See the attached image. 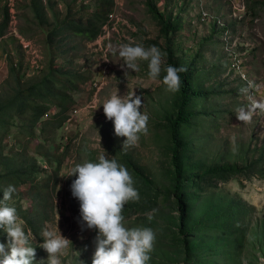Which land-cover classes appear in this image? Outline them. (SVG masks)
Wrapping results in <instances>:
<instances>
[{
  "label": "rangeland",
  "instance_id": "1",
  "mask_svg": "<svg viewBox=\"0 0 264 264\" xmlns=\"http://www.w3.org/2000/svg\"><path fill=\"white\" fill-rule=\"evenodd\" d=\"M155 1L178 26L170 34V46L145 0H114V16H109L98 38L74 36L64 38L61 45L55 44L57 39L52 45L47 43L53 25L67 16L69 8L77 17H85L84 7L89 6L91 13L98 0H51L54 10L48 14L52 24L47 25L35 19L31 0H0V23L6 7L10 14L7 32L0 37V102L14 89L13 61L22 64L19 79L23 87L39 81L51 65L76 69L89 82L97 83L89 87L80 82L79 89L70 92L74 102L68 113L74 109L78 113L60 128L49 125L42 132L41 124L30 135L23 127V117L15 115L10 120L9 132L0 144V175H8L0 179V188L15 186L9 204L17 209L25 231L31 232L37 245L43 242L42 230L60 231L70 240L63 251V264H79L80 260L91 264L95 232L80 230L79 203L69 187L75 177L67 175L75 164L105 154L128 168L139 192L138 201L124 206L126 226L150 227L156 233L148 264H264V112L257 110L248 122L235 115L248 104L240 88L249 82L250 94L264 100V0ZM17 33L30 43L27 48ZM124 43L157 46L164 53L162 68L168 64L166 50L171 47L178 67L195 70V84L212 93L208 106L214 109L215 120L210 128L205 123L189 136L192 152L186 166L191 173L203 172L204 165L246 168L260 161L256 173L192 189L180 205L174 196L166 126L176 92L163 83V71L156 80L148 77L147 61L138 62V71L125 73L118 55ZM117 90L120 95L132 90L140 95L141 111L149 115L147 134H140L132 145H123L125 138L114 134L112 122L99 106ZM95 94L97 105L88 108ZM25 167L31 169L28 175L14 177ZM134 169L150 180V189L142 190L145 183ZM146 201L154 208L143 212L141 204ZM5 239L0 233V242ZM47 255L37 246V261Z\"/></svg>",
  "mask_w": 264,
  "mask_h": 264
},
{
  "label": "clouds",
  "instance_id": "2",
  "mask_svg": "<svg viewBox=\"0 0 264 264\" xmlns=\"http://www.w3.org/2000/svg\"><path fill=\"white\" fill-rule=\"evenodd\" d=\"M118 55L122 58V68L139 70V61H147L148 77L156 80L161 76L171 92L180 90V73L186 69L164 64V53L155 45L124 43L119 46ZM252 83L240 88L246 95L248 104L236 110V118L242 122L251 120L257 110L264 112V100L250 94ZM114 127V134L124 137L123 145L138 142L140 134H147L149 115L141 111L142 100L132 90L124 95L117 92L110 95L99 106ZM100 138V136H99ZM67 176L71 181V196L79 203L77 223L81 232H95V250L91 264H148L156 233L150 227H128L122 214L129 201L140 199L135 181L128 168L114 158L100 154L95 160H84L75 164ZM13 184L0 188V233L6 239L0 242V264H63V251L69 247V239L47 229L42 230L43 242L37 245L31 232H26L17 209L9 204L15 193ZM155 211V209L153 210ZM151 219V215H149ZM46 251L47 258L36 260V248ZM79 264H84L80 260Z\"/></svg>",
  "mask_w": 264,
  "mask_h": 264
},
{
  "label": "trees",
  "instance_id": "3",
  "mask_svg": "<svg viewBox=\"0 0 264 264\" xmlns=\"http://www.w3.org/2000/svg\"><path fill=\"white\" fill-rule=\"evenodd\" d=\"M149 10L154 14V17L160 24V31L163 37L167 39L168 46L171 45L172 38L170 34L177 30L178 26L171 20L167 19L162 13L155 0H145ZM49 3H44L43 0H31L30 9L33 12L35 19L40 25L50 23L49 11L54 10L51 0ZM264 3V1L262 2ZM114 0H98L97 8L89 13V6L85 8V17H77V14L69 13L62 21H57L53 28L47 34V43L52 45L56 43L61 45L64 38H72L81 36L87 40H94L99 37L103 27L109 21V14L112 12ZM10 23V14L6 7L4 19L0 23V37L7 32ZM22 32V30H21ZM64 34V37L61 36ZM67 45H64V47ZM168 64L177 66L175 62L174 52L169 48ZM67 52V51H66ZM52 60V59H51ZM54 59L51 61L53 62ZM22 64H15L14 61L10 66V74L13 75L15 84L13 92L6 101L0 102V144L2 137L9 131L10 120L14 116L23 117V127L29 130V134L33 135L35 129L40 124L42 132H45L47 126L52 125L55 128H60L63 123L70 117L71 104L74 102V97L70 92L79 89L78 83H85L89 80L87 75H84L78 70L67 69L63 67H54L51 65L48 71L36 83L28 86H21L19 73L21 72ZM195 70H185L180 73L181 86L176 92V98L173 104V111L166 122L167 129L170 134L173 167V189L175 199L182 205L187 199L189 192L192 189H203L205 185L215 186L218 180H227L231 176L247 174L250 177L259 169L260 161L250 164L246 168H237L236 166H226L221 169L215 167L208 168L202 166L204 171L201 173H191L186 166L187 159L191 158V141L189 136L200 130L205 123H208L210 128L212 122L216 118L214 109L209 108L210 96L212 93L197 86ZM81 83V84H82ZM80 85V84H79ZM55 109V113L46 120L43 116L49 110ZM12 121V120H11ZM139 180L145 183L143 191L151 188V182L139 170L134 169ZM14 177L19 178L23 175H28L31 169L28 167L19 169ZM12 174V173H11ZM5 176V177H3ZM8 175H0V179L6 178ZM172 194H166L165 199H170ZM142 211L148 212L154 208L152 203L143 202L141 204ZM183 210L184 207L182 206ZM184 212V211H183ZM184 218L181 216L180 228H184Z\"/></svg>",
  "mask_w": 264,
  "mask_h": 264
},
{
  "label": "built area",
  "instance_id": "4",
  "mask_svg": "<svg viewBox=\"0 0 264 264\" xmlns=\"http://www.w3.org/2000/svg\"><path fill=\"white\" fill-rule=\"evenodd\" d=\"M10 1H13V0H10ZM205 15V14H204ZM111 18H113V16H114V13L113 12H111L110 13V15H109ZM17 35L20 37V39H21V42L23 43V46L25 47V48H27L29 45H30V43L29 42H26L25 43V39H24V37L21 35H19L18 33H17ZM22 37V38H21ZM16 65H17V63H16ZM89 82V81H88ZM88 82H85L84 83V85L85 84H88V86L89 87H91L93 84H95V85H97V83H93L92 81H90L89 83ZM83 86V85H82ZM97 94H95V99L92 101V103L91 104H89L88 105V108H92V107H96V105H97V101H98V99H97ZM55 109H51V110H49L47 113H45L44 114V116H43V120H46V119H49L50 118V115H53L54 113H55ZM72 112V111H71ZM76 113H78V109H74V112L71 114L72 116H74ZM70 115V116H71ZM70 119V117L67 119V121ZM72 119V118H71ZM40 125V124H39Z\"/></svg>",
  "mask_w": 264,
  "mask_h": 264
},
{
  "label": "crops",
  "instance_id": "5",
  "mask_svg": "<svg viewBox=\"0 0 264 264\" xmlns=\"http://www.w3.org/2000/svg\"><path fill=\"white\" fill-rule=\"evenodd\" d=\"M264 5V3H262Z\"/></svg>",
  "mask_w": 264,
  "mask_h": 264
}]
</instances>
